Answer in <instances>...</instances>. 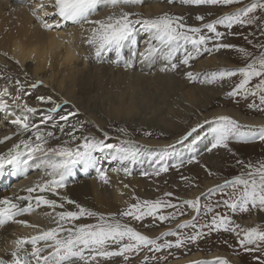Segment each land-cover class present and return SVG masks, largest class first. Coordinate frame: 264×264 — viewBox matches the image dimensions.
Instances as JSON below:
<instances>
[{"label": "snow or ice", "instance_id": "6c2138e0", "mask_svg": "<svg viewBox=\"0 0 264 264\" xmlns=\"http://www.w3.org/2000/svg\"><path fill=\"white\" fill-rule=\"evenodd\" d=\"M140 2L141 0H39V3L35 5L34 15L48 30L53 27L59 28L62 23L68 22L79 25L82 29H85L87 25L88 27L85 29L87 32L86 43L94 49L95 57L100 60L105 53H115L116 63L121 62L125 47L134 45L137 36L140 33H146L149 37L147 47L143 52L131 51V57L123 59L126 68L133 66L132 58L137 55L146 61L163 56L170 67L161 70L175 71L177 64L172 62L175 53L181 48L186 50L187 45H191L192 51H186V55L181 60L184 65H188L190 60L195 59L201 50L212 52L221 49H234L245 61L244 66L214 72L202 82L211 84L217 80L239 77V82L227 95L230 98L241 97L245 100L252 97L253 103L248 104V107H259L264 111V42L253 44L247 35L243 37L249 45L259 51L258 55L245 47L222 42L227 35H237L231 31L235 25L256 26L260 36L264 37V0H250L247 4H243V0H184L185 3L196 5L243 4L234 12L225 13L211 22L204 23L202 27H188L181 22L182 17L168 13L146 18L139 13L123 10L122 6L135 5ZM107 6L121 7V11L113 12L104 19H91L99 8ZM49 17L53 18L55 22H49ZM204 19L205 17L202 15L196 16L198 21H204ZM218 25H223L229 31L227 33L218 31ZM205 29L213 35L203 34ZM251 35L254 36L255 33H251ZM209 40L219 42L214 44V48H208L206 45ZM186 75L190 81L198 79V75L192 72H188ZM254 80L255 83H253ZM16 83L19 85L20 81L17 80ZM36 86V84L30 85L31 88ZM6 95H8V89L4 88L0 91V97ZM256 98L259 100L258 105L255 102ZM20 100L21 96L16 95L13 103L20 109L21 114L16 115L10 121L12 125L16 126L15 135L18 136V142L14 143L7 152L0 153V171H3L6 166L14 165L21 174H24L27 168L42 166L48 178L42 183L28 187L25 190L27 195L0 198V229L9 224L39 228V225L30 224L18 217L30 214L41 206L51 209L44 215L50 217L51 223L55 226L47 229L40 228L39 232L33 236L14 239L12 241L13 249L8 254L9 258L0 257V264H101L102 260L106 261L112 258H122L123 264H130L131 257L145 249L148 252L158 253L162 249L179 248L185 244V239L180 238L178 233L172 230L161 233L160 237L152 238L130 224L122 222L121 219H117V215L114 213L106 215L90 210L66 195H60L58 190L66 186V177L76 166L96 167L95 152L108 151L120 156L122 160L131 159L133 161L136 153L129 148L106 143L105 139H97L94 136L83 134L81 132L83 124L72 123L69 125L70 117L77 113L68 112L59 115L61 104L51 97H37L41 104L51 105L46 109L31 107L26 102L20 103ZM63 103L67 104V101ZM0 107L6 110L8 108L7 101L0 100ZM37 115L40 117L38 122H33L31 117ZM56 116L59 117L58 120L55 119ZM49 122H51V128L66 132L68 139L56 146H50L49 139L58 138L55 137L53 131L46 130ZM211 123H215L216 126L211 128L212 141L208 148L209 152L213 149L223 148L235 155L229 147V142L232 140L246 143L258 139L264 142V126L241 125L235 119L224 115L216 117L211 122L205 121V124ZM199 127L202 125L192 128L180 142L191 137ZM77 132H81V134L77 135ZM105 137H107L106 133ZM10 139H12L11 136H5L0 139V144ZM236 163L241 166L243 171L232 179L225 180L223 184L208 189L206 195L211 196L216 192L224 193L226 188H230L231 191L227 193V198L217 201V207L222 203L232 212L247 213L252 210L264 212V162L254 165L251 162L246 163L237 159ZM167 170V166L161 167L155 172V175ZM124 171L126 174L129 173L127 168ZM97 172L99 179L108 183L105 172L100 168H97ZM34 193L37 194L33 195ZM46 193L58 196L59 199H49ZM171 195L172 193H165L167 197ZM135 199V203L129 204L126 209L119 212L120 217H130L135 221H143L146 217H150L153 222L174 219V215L162 214L161 210L165 207L176 208L175 204L162 199ZM66 204L74 205L76 210L66 208ZM183 204L191 208L196 216H193L192 220L178 224L177 228L192 227L195 230L197 228L195 221L201 212L200 197L185 200ZM204 207L207 213L214 214L210 223H206L202 227H207L210 231L222 229L225 232L235 233L240 247L245 252L264 249V227L259 224L249 228H241L239 224L233 227L228 216L215 213L212 205ZM57 209L61 210L56 211ZM85 217L94 218L95 223L80 222ZM238 229L239 231H237ZM241 233H243L242 236ZM203 235L200 231H194L186 239L189 242H195ZM167 236H177V239L174 242L165 239L163 243H158L161 237ZM150 259L158 258L145 255L143 264H147ZM255 259L258 264H264V259L260 257H255ZM197 264H229V261L217 257L214 261H201Z\"/></svg>", "mask_w": 264, "mask_h": 264}, {"label": "bare ground", "instance_id": "6f19581e", "mask_svg": "<svg viewBox=\"0 0 264 264\" xmlns=\"http://www.w3.org/2000/svg\"><path fill=\"white\" fill-rule=\"evenodd\" d=\"M146 2H149V5L145 8L146 18H153L168 13L169 11L168 8L163 7L164 5L156 0H145L144 3ZM37 3H39V0H24L16 3L8 0H0V91L4 88L8 89V95L0 97V100H9V97L13 95L14 91L17 95L21 93L20 103L26 102L31 107L46 109L51 105L41 104L37 100V97H51L57 103L60 102L63 104V106L61 105L62 107L59 113L69 109L77 113L75 115L76 118L70 121L69 125L72 123L83 124L84 127L81 130L83 134L92 136V131H94L95 134L102 137L101 133L104 136V132H109L110 134L123 137L122 142H128L122 144H130L133 140L137 139V142H135L136 145H142L148 149L169 146L173 142L169 141L173 132L175 133L177 130L178 133L181 132L184 126L175 127L173 123L170 122V124L168 121H171L172 116H176L177 113H180L179 116L177 115V119H180V117L186 116V113H189L193 109L205 111V114L200 115L202 116V122L204 119L208 120L224 115L235 119L241 125L264 126V119L245 117L228 108L213 109L216 104L214 98L216 96L218 97L219 93L213 87L202 85L201 83L195 84L194 86L191 85V82L194 81H190L187 78L186 74L188 72L200 75L207 70L224 68L225 64L216 57H204L194 62L193 65L191 64V68L186 66L184 69H178L176 71V78H174L175 76L173 74V76L171 75V70H161L167 67L160 64L162 61L158 63L157 61L151 60L147 61L149 63L146 65L133 63L134 68L131 69V67H128L127 71L124 72L125 68L122 66L124 63H121L123 62L121 60L120 63L116 64V68L118 67L120 69H110L107 66L114 67L113 64L117 60L116 55L112 53L109 56V53H105L106 56L104 58L106 60L104 63L95 57L94 49L86 43L87 32L85 29L88 27L87 25L85 29H82L79 25L68 22L62 23L59 28L53 27L51 30L45 29L41 21L34 15V8ZM170 13L172 14L171 11ZM48 19L49 22L51 20H53L52 23L55 22L51 17ZM145 34L141 33L139 38L144 37ZM148 40L149 37L147 42ZM98 65L102 67H98ZM155 66L157 69L152 71ZM158 66H161V68ZM231 67L233 68V66ZM138 71L140 74L136 73ZM141 72H143L142 75ZM99 79L107 82L110 79L112 88L113 86L114 88L108 91V83L106 82L103 85L104 87L102 85L100 86L97 83ZM17 80L20 81L19 85L16 83ZM32 84H36L37 86L31 88L30 85ZM147 86L151 89H153L152 87L156 90L160 89V97L153 96L155 94H152L150 91V93H142L144 89H147L145 88ZM186 86L190 87L185 91H180L182 87L186 88ZM91 93H99V95H95V98H98V102L89 99ZM64 101H67V104L63 103ZM106 103H110V107L107 110L110 119L107 122L105 121L106 123L103 122L105 119L97 118L94 113L93 115L91 114V118H87L86 114L83 113L87 109L86 113H90L89 108L93 107V105L96 107L95 112L99 113L103 107L98 105ZM163 107H169L170 109L164 112ZM10 109L13 110V113H11L12 111L10 112ZM209 109L211 110L208 112ZM0 111L2 112V118L5 119L4 123L11 126L10 128H4L6 131V135L4 136L0 131V139L5 136L12 137V139L0 144V153H4L14 143L18 142V136L15 135L16 126L12 125L10 121L16 115H20L21 111L16 107L15 103H8L6 110L0 107ZM136 113L148 114L150 117L149 119L145 118L146 121L142 120L138 125L121 119L122 117L132 118ZM38 116L31 117L33 122H38L39 119H36L39 118ZM167 119L169 120L166 121ZM182 120L184 121L185 119L182 118ZM197 121L199 120L195 118L187 126V129L194 126V123ZM0 129H2L1 126ZM46 130L53 131L55 137L58 138L49 139L48 144L50 146H56L68 139L66 132H60L58 129L51 128V122H49ZM171 131L172 134L168 135ZM81 132H77L76 134L80 135ZM107 141L116 145L111 139ZM101 154L105 155L106 153L103 152ZM99 156L101 161L98 162V165H101L103 156ZM109 162L113 163L112 160H109ZM86 167L91 168L89 166ZM104 168H106V165ZM3 173L4 170L0 171L1 176ZM116 174L117 176L112 175L109 178V181L111 180L110 182L115 186V182H123L125 180L120 171ZM85 177L77 181L73 172H71L66 177V186L58 190L59 194L66 195L90 210L104 214L107 212V214L114 213L117 215V219H124L119 216V212L122 211L125 204L124 199H127V196L124 199L121 197L120 194L123 193H118V190L120 191L121 189L113 187V192L109 195L111 199L105 198L104 195L96 197L95 188L100 187L99 191H101L102 187L100 184L103 182L100 181V184L91 181L85 182ZM132 179L129 181L132 187L137 186L135 188L138 189L142 186L139 181H133ZM213 186V182H207L204 184L202 190L190 192L188 197L193 199L195 196L202 194L205 189L207 190ZM25 190H21L17 194L0 190V198L5 196L27 195ZM101 193L103 194L102 191ZM130 193L132 192L130 191ZM36 194L34 193L33 195ZM46 195L49 199H59L58 196H53L51 193H46ZM65 207L70 210H76L74 205L66 204ZM60 210L57 209L56 211ZM49 211L51 209L46 206H41L30 214L18 217V219L30 223L31 217L36 216L44 221L47 217L44 213ZM256 221L261 222L264 219H257ZM251 222V220L245 221L246 224H252L253 222ZM91 223H95L94 218L91 219ZM26 228L19 224H9L5 228L0 229V257L9 258L8 254L13 249L12 241L16 239L15 237H23ZM34 230L38 229L35 228ZM15 232H18V234ZM217 257L228 259L231 264H240L238 259L232 258L223 252H211L208 254L193 253L184 258L175 259L164 264H187L195 261L200 262L201 260H214Z\"/></svg>", "mask_w": 264, "mask_h": 264}, {"label": "rangeland", "instance_id": "374dc122", "mask_svg": "<svg viewBox=\"0 0 264 264\" xmlns=\"http://www.w3.org/2000/svg\"><path fill=\"white\" fill-rule=\"evenodd\" d=\"M144 1L145 0H141L140 3L135 5L122 6L123 10L132 13H139L140 15L145 17V13H146L145 8L149 5V2L144 3ZM156 1L164 5L163 7L168 8L169 10L168 14L177 17H182L183 19L181 22L188 27H202L204 23L211 22L223 16L225 13L234 12L237 8L242 7L243 4H247L250 2V0H243V4H234L230 6H224V5L213 6V5H196L192 3H185L184 0H171V2H169V0H156ZM101 8L98 9L96 14L92 16L91 19L94 20L104 19L106 16H108L113 12L119 13L121 11V7L112 8L111 6H107ZM170 11L172 12V14L170 13ZM197 15L204 16L205 17L204 21L196 20ZM52 21L53 20H51V22ZM217 30L225 33L229 31L223 25H218ZM231 31L233 33H237V35H227L222 42L230 43L239 47H245L249 51L255 52L257 55L259 54V51L256 48H254L252 45H249L247 41L243 38L245 35H247L248 38L253 41V44L264 42V37L260 36L256 26L241 27L239 25H235L231 29ZM251 33H255V35L253 36L251 35ZM203 34L213 35L208 33L206 29L203 30ZM140 35L141 33L137 36V40L134 45H129L125 47V49L122 52L123 57L121 60L130 58L131 51L143 52L145 50L148 43L147 42L148 35L145 34L144 37L141 36L142 38H139ZM217 42L219 41L209 40L206 47L214 48V44ZM186 51L188 52L192 51L191 45H187L186 50L185 48H181L179 51L175 53L172 62L177 64V69L175 71L171 70L172 72L170 71L171 75L173 74L175 76L174 78H176L177 75L176 71L178 69H184V67L186 66H189V68H191L190 66H192L194 62L199 61L201 58L204 57L205 58L216 57L217 59L222 61L223 64H225L224 68L207 70L201 73L200 75H198L197 80L199 81L195 80L194 82H191V85L194 86L195 84L201 83L202 85L213 87L215 91L219 93L218 94L219 96L218 97L216 96V98H214V100H216V104L213 107V109L228 108V109H232L233 111L245 117L264 119V111L260 110L259 107L257 108L248 107V104L253 103L252 97H249L247 100H245L241 97L230 98L227 95L228 92L232 90L234 85L239 82V77L226 78L225 80H217L211 84L202 82L207 77H210L211 74L214 72H218L223 69H229V67L232 68L231 66H233V68L244 66L245 61L242 59V57L237 51H235L234 49H221L220 51H212V52H204L203 50H201L200 54L197 55L195 59L190 60L188 65H184L181 63V60L186 55ZM110 54L112 53H109V56H111ZM104 56L106 55L104 54ZM104 56L102 59H100V61L101 62L103 61V63L106 60ZM137 56L132 58L133 63L141 64V65L144 64L146 65L149 63L146 60L142 61L139 55ZM153 61H157L158 63L159 61H162V63L160 64L170 67V65L167 63L168 61L165 58H163V56H161V58L158 59L154 58ZM116 64L117 63L113 64L114 67H109V66L107 67L115 70L120 69L118 67L116 68ZM101 65L100 66L98 65V67H102ZM158 67L161 68V66ZM123 68H125V70L123 69L125 72L127 71L128 67L126 68L124 66ZM133 68L134 66L131 67V69ZM156 69L157 67L155 66L152 69V71ZM136 73L140 74L139 71ZM142 74L143 72H141V75ZM106 82L107 81L104 80L102 81V79L97 80V83L100 86L101 85L103 86ZM255 82L256 81L254 80L253 83ZM107 83H108L107 90L111 91V89L114 88V86L112 88L111 80L109 79ZM188 87L190 86H186V88L182 87L180 91H185L188 89ZM145 88L147 89L146 90L144 89L145 92L142 91V93H148L150 91L152 94H155L153 96H156L157 98L160 97L159 94L161 92L160 89L156 90L154 89V87H152L153 89H151L149 86ZM16 95L17 94L14 93L13 91V95L9 97V100L5 99V101H7L8 103H13V99ZM18 95L21 96V93H19ZM95 95H99V93H91L89 95V99H92L94 101L96 100V102H98V98H95ZM255 102L257 103V105L259 104L258 98L255 99ZM59 104L63 106L62 103L59 102ZM98 106L103 107V109H101L99 113L95 112L96 107L94 105L93 107L89 108V110L91 111L90 113H86L88 109L86 110V112L84 111L83 113L86 114L87 118H91V114L93 115L94 113L96 114L97 118L102 120L105 119L103 120V122L106 123L110 119V117H108L107 114V110L110 107V103H106ZM38 108L41 109V107ZM169 109H170L169 107H163L164 112H166V110ZM210 110L211 109H209L208 112ZM10 112L13 113V110L10 109ZM68 112H72V111L69 109L65 112H60L59 115H64ZM204 112L205 111H202L201 109L199 110L193 109L189 111V113H186V116L180 117V119H177L178 118L177 115L179 116L180 113H177L176 116H172L171 121L167 119L166 121L169 120L168 123L170 122L173 123L175 127L184 126V128L181 129L182 131L179 133L178 130L175 131V133L173 132V135L170 137L169 140L173 142H171L169 146H162L159 148L148 149L142 145L138 146L135 144V142H137V139L133 140L130 144H122L123 137L119 135H113L110 134L109 132H104V136L103 133H101L102 137H100L97 134H95L94 131H92L93 132L92 136H95L97 139L105 138L106 143H109L107 140L111 139L113 140L114 143H116V145H120L124 148L131 149L136 153L135 159L134 161L131 159L122 160L120 156L114 155L113 153H110L108 151H105L106 153L105 155H102L99 152H95L94 156L97 159L96 167L88 168L84 165H78L72 171L77 181L78 179H82V177L86 176L85 182L91 181L94 183H99L102 180L99 179L97 168L102 169L108 178V183H104L103 181H102L103 183L101 184L99 183L102 187L101 191L103 192V194L101 193V191H99L100 187L99 188L96 187L95 196L99 197L100 195H104L105 198L107 197L108 199H111L109 195L110 193L113 192V187L118 189L120 188L121 190H123V191L118 190V193H123L120 194L121 197L124 199L127 196V199L126 198L124 199L125 204L122 210L126 209L129 204L135 203L136 202L135 198H139L140 200L162 199L165 201H169L177 206L176 208L165 207L161 210L162 214L174 215V219H169L163 222L160 221L153 222L152 218L150 217H146L143 221H135L132 220L130 217H123L124 219H121L122 222L130 224L131 226L135 227L138 231H141L143 234L148 235L149 237L152 238L160 237L161 233L172 230L174 232H177L180 238L185 239V244L179 248L176 247H173L171 249L165 248L158 253L148 252L147 249H145L141 251L139 254L133 255L131 257L130 264H143V258L145 255H148L150 257L155 256L158 258V259H150L147 262V264H164L173 261L175 259L184 258L185 256H188L193 253L208 254L211 252L226 253L232 258L238 259L240 264H258V261L255 259V257H260L261 259H264V249L256 252H245L240 247L238 243V237L236 236L235 233L225 232L222 229L220 231H210L207 227H202L204 224L210 223L211 217L214 214V213H207L204 207L205 205H212L214 207L215 213L228 216L229 219L232 221L233 227L236 224H239L241 228L254 227L258 224L264 227V221L261 222L256 221L257 219H264V212L262 211L252 210L247 213H242L240 211L232 212L228 208L223 206L222 203L218 207L216 206L217 201L227 198V193L231 191L230 188H226L224 190V193L216 192L211 196L206 195L208 189L207 190L205 189L206 191L204 190L202 192L205 195L203 196L201 194L199 195L201 212L195 221L197 228L195 230L192 227L183 228V229L177 228L178 224L192 220L193 216H196V213L191 208L183 204V201L191 200L188 197V194L190 192L202 190V188H204V184L207 182H213L214 186L211 188H215L217 185L223 184L225 180H230L236 175L240 174L243 171V169L241 168V166L237 165L236 163L237 159L243 160L246 163L251 162L254 165H258L260 162H264V142H261L258 139L246 143L237 142L235 140L230 141L229 147L233 150L235 155L229 153L226 149L223 148L213 149L211 152H209L208 148L211 146V141H212L211 128L215 127L216 125L215 123L205 124V121L207 119H204L202 122V118H201L202 116L200 115L205 114ZM1 114L2 112L0 111V126L2 127L0 131L3 133L4 136L6 135V131L4 130V128H10L11 126H8L6 123H4L5 119L2 118ZM149 117L150 115L148 114L146 115V114L136 113L132 118L122 117L121 119H125L126 121H129L134 125L136 124L138 125L142 122V120L146 121V119H149ZM75 118H76L75 116L70 117L69 122ZM182 118H184L185 120L183 121ZM195 118H197L199 121L194 123V126L187 129V126L191 124ZM55 119L58 120L59 117L56 116ZM214 120L215 118H212V119H208L207 121L211 122ZM197 125H202V127L197 128V131L193 133L191 137H189L187 140H184L181 143L180 141L182 140V138L186 136V134L189 131H191L192 128L197 127ZM172 131L168 135L172 134ZM182 132L184 133L182 134ZM105 133L107 134V137H105ZM193 141H195V143H193ZM99 155L103 156L102 157L103 161L101 165H98V162L101 161ZM109 160H112L113 163H110ZM105 165L106 168H104ZM164 166H167L168 170L166 172H161L159 175H155V172ZM125 168L129 169V173L127 174L125 173L124 171ZM119 171L121 175L124 176L125 180L123 182L121 181L115 182L117 186L116 187L115 185H113V183L110 182L111 180L109 181V178L112 175L117 176L116 173ZM145 173H147V175H145ZM47 178L48 177L45 175V169L42 166L39 168L36 166L27 168L25 169L24 174H21L20 170L17 169L14 165L6 166L3 175L2 176L0 175V190L7 191L8 193L17 194L19 191L25 190L29 186L32 187L38 183H42L43 180ZM131 179L133 181L135 180L139 181V183H141L142 186L139 187L138 189L135 188L137 186L132 187L129 182ZM121 185L124 187H122ZM130 191L132 193H130ZM165 193H172V195L170 197H167L165 196ZM196 197L198 196H195V198ZM107 213L105 214L107 215ZM91 219L92 218L85 217L82 218L80 222L91 223ZM248 220H251L253 223L251 222L252 224H246L245 221ZM30 224L39 225V228H37L38 230H34L30 227H27L24 236H33L35 235V233L39 232L40 228L47 229L49 227L55 226L53 223H51V218L48 216L44 221H42L39 217L33 216L31 217ZM194 231H200L204 235L202 236V238H199L195 242L187 241L186 239L187 236L193 234ZM237 231H239V229ZM15 233L18 234V232ZM242 235L243 233H241V236ZM165 239L174 242L177 239V236L161 237L158 240V243H163ZM214 260H207V261H214ZM101 264H123V260L122 258H112L111 260H106V261L102 260ZM187 264H197V262L195 261ZM229 264H231L230 261Z\"/></svg>", "mask_w": 264, "mask_h": 264}]
</instances>
